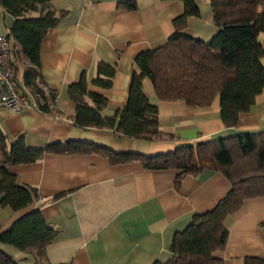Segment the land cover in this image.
I'll return each instance as SVG.
<instances>
[{
  "label": "crops",
  "instance_id": "crops-1",
  "mask_svg": "<svg viewBox=\"0 0 264 264\" xmlns=\"http://www.w3.org/2000/svg\"><path fill=\"white\" fill-rule=\"evenodd\" d=\"M126 1L131 0H50L59 19L41 40L38 74L40 84L55 95L54 103L48 112L33 106L13 113L0 106V127L8 139L23 134L29 148L74 139L116 152L156 155L183 144L264 130V88L250 110L240 114L241 125L227 127L220 116L219 95L208 106H189L182 99L160 100L148 77L142 80L144 93L157 106L159 130L170 136L150 141L113 129L77 126L68 85L78 81L82 72L89 89L108 99L100 113L112 116L127 101L132 75L139 72L134 63L139 52L165 44L176 31L203 41L218 31L210 0H195L199 15L177 22L184 13L182 0H134L136 8H120ZM13 22L0 0V36L10 33ZM259 40L264 47V32ZM10 42L17 65L15 83L30 93L23 72L33 65L18 44ZM100 61L115 69L108 89L91 83ZM31 98L37 102L32 94ZM85 101L92 105L89 98ZM2 160L0 149V165ZM9 170L19 184L34 187L38 199L17 211L0 205V232L36 208L56 231L46 246L44 261L33 251L0 243V249L19 264L164 263L172 257L174 234L185 229L194 214L212 210L232 188L222 172L211 169L186 175L175 188L177 169H146L137 161L112 164L96 153H45ZM263 222L264 196L244 199L224 218L227 240L213 252L214 257L225 264H246V258L264 260Z\"/></svg>",
  "mask_w": 264,
  "mask_h": 264
},
{
  "label": "trees",
  "instance_id": "trees-1",
  "mask_svg": "<svg viewBox=\"0 0 264 264\" xmlns=\"http://www.w3.org/2000/svg\"><path fill=\"white\" fill-rule=\"evenodd\" d=\"M182 1L184 13L176 22L199 15L195 0ZM210 3L218 28L215 35L203 41L176 31L165 44L139 52L134 59L139 72L132 75L127 101L112 116L100 113L108 99L89 89L82 72L78 81L68 85V95L75 103L74 123L82 128L113 129L126 137L150 141L170 136L159 130L157 106L144 93L142 80L148 77L160 100L182 99L189 106H208L219 95L224 125L240 126V114L250 110L256 95L264 88V47L259 40L264 32V0H210ZM1 4L14 17L7 37L18 44L33 65L23 72L24 85L35 97L39 109L48 112L55 95L46 93L40 84L39 52L41 40L56 25L59 16L50 7V0H1ZM119 7L133 9L136 2H122ZM29 12L37 15H27ZM14 70L16 79V64ZM114 73L113 66L100 61L91 83L108 89ZM0 149L3 154L0 205L14 211L26 208L38 195L34 187L19 184L9 167L33 162L45 153H96L112 164L137 161L146 169H177L175 188L186 175H196L204 169L222 172L230 181L231 190L212 210L194 214L192 222L174 234L170 245L172 257L168 261L153 264H225L213 255L227 240L224 218L236 211L244 199L264 196V130L183 144L171 152L146 155L116 152L104 145L74 139L49 143L44 148H29L23 134L8 139L0 127ZM55 234L36 208L0 232V243L33 251L38 260L44 261L46 246ZM245 263L264 264V260L246 258ZM0 264L19 263L0 249Z\"/></svg>",
  "mask_w": 264,
  "mask_h": 264
},
{
  "label": "built area",
  "instance_id": "built-area-1",
  "mask_svg": "<svg viewBox=\"0 0 264 264\" xmlns=\"http://www.w3.org/2000/svg\"><path fill=\"white\" fill-rule=\"evenodd\" d=\"M14 64L16 62L10 38L0 36V106L13 113L33 106L38 107L31 94L16 85ZM42 88L46 93L48 92L45 87Z\"/></svg>",
  "mask_w": 264,
  "mask_h": 264
}]
</instances>
